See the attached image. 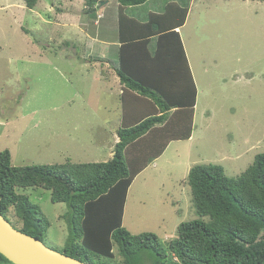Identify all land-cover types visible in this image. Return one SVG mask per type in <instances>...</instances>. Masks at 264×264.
<instances>
[{"label":"rangeland","instance_id":"374dc122","mask_svg":"<svg viewBox=\"0 0 264 264\" xmlns=\"http://www.w3.org/2000/svg\"><path fill=\"white\" fill-rule=\"evenodd\" d=\"M74 1L76 9L66 0H38L30 9L27 0H0V153L9 150L13 166L106 162L114 151L120 86L99 76L102 59L86 45L102 50L93 41L100 32L114 39L117 16H61L87 5ZM191 12L181 35L199 89L193 136L171 142L135 178L123 223L132 235H157L165 248L180 224L201 218L188 184L192 167L221 165L235 178L264 153V0H194ZM17 192L49 220L46 246L63 250L66 204L39 187ZM8 216L21 226L14 208ZM113 254L108 262L122 264L116 245Z\"/></svg>","mask_w":264,"mask_h":264},{"label":"trees","instance_id":"16d2710c","mask_svg":"<svg viewBox=\"0 0 264 264\" xmlns=\"http://www.w3.org/2000/svg\"><path fill=\"white\" fill-rule=\"evenodd\" d=\"M38 0H27L33 9ZM123 39L118 71L125 85L123 123L113 158L99 163L44 166L12 164L0 153V214L9 222L14 208L21 226L13 227L44 242L50 222L40 207L17 189L42 188L53 203L66 204V256L87 264H112L114 245L122 264H264V153L238 177L223 166L196 165L188 175L199 219L183 222L165 248L157 235H132L123 226L129 188L172 141L188 140L194 129L197 88L181 35L190 6L169 3L164 13L140 22L124 8L149 0H117ZM87 3L94 7L96 0ZM158 37L160 52L152 54ZM166 45V50L162 48ZM129 72L130 74H128ZM205 218V219H204ZM175 259L177 261H175ZM0 264H13L0 252Z\"/></svg>","mask_w":264,"mask_h":264},{"label":"crops","instance_id":"0c3cea01","mask_svg":"<svg viewBox=\"0 0 264 264\" xmlns=\"http://www.w3.org/2000/svg\"><path fill=\"white\" fill-rule=\"evenodd\" d=\"M79 1H82L83 4L86 3L87 5L84 6L83 9L78 6L79 9H77V11L75 10L76 12H74V14L66 15L65 13H63L64 15H61V16H82L84 14H90L91 12H93V13L96 12L98 14V16H101V18L102 17L105 18L106 16H117V25L115 27L113 26V30L110 31L111 33L112 32L114 33V31L117 30V36L114 37V35H113L114 39H109L110 34L103 33V36L105 37V39H104V37H102V32H100V33H98L99 37H98V35L96 36V38H98V39H93V41H95L96 43L99 44V46H102L104 48H102V50H100L99 48L94 47V45L92 43H90L89 46L86 45V47H89V49L94 50L98 55H100V56H98V58L102 59V62H100V63L103 64V65H101V67H100L99 76H101L105 80L108 77L112 78L116 83L119 84V86H120L119 87L120 95L123 96V92H124L126 87L121 82L120 77L118 75V71L120 69H123L122 63H121V51L123 49L122 48L123 39L121 38L120 32H119L120 31L119 30V12H120L119 3H118L117 0H114L115 4L112 5L113 0H96L95 6L91 7L87 3L88 0H79ZM75 2H77V1L66 0L65 7H67L69 5H72V7H74V9H76L77 5H76ZM176 2L179 3L178 0H168V1H165V2H162V3L159 2V0H149L148 2H146L145 4H142V5L125 7L124 8V14L126 16H147V18L130 17V18H134V19L144 23V22H147L149 20L150 16H152L153 14L160 15V14L164 13L165 10H166V6L169 3H176ZM193 2H194V0H192V3L190 5V11H189V15L188 16H191V13H192L191 10H192ZM143 7H147V10H142ZM52 8H50V10H52ZM59 11L62 12V10H59ZM142 11H145V12H142ZM48 13H49V16H52V14L50 12H48ZM56 16H57V14H56ZM100 25H101V23L99 24V26ZM183 29H184V27H181V28L177 29L176 31L179 32V34L181 35ZM181 40L183 42L185 53H186V56H187V59H188V62H189V66H190V69H191V72H192V76H193L196 88H197V103H196V106H197L198 98H199V89H198V86H197V82H196V79H195V76H194V73H193V70H192V65H191V62H190V58L188 56V53H187V50H186L182 35H181ZM106 49H108V51L106 53H104ZM166 49H168V48H166V45H165L162 48V50H166ZM114 51L117 54L116 59H113V57L111 56V53L114 52ZM150 51H151L152 54H155V52H157V51L158 52L161 51V48H159V46H158V37H155V38L152 39V43L150 45ZM97 60H100V59H97ZM97 60H93V61H97ZM95 63H98V62H95ZM84 64H86L87 68H92L94 66L93 62H90V61H85ZM103 67L106 68V71H103ZM127 73L130 74L129 72H127ZM196 106L194 108V116L196 115ZM122 117H123V115H122ZM120 123H121V125H119L115 129L117 133H118V130L121 128L123 121H121ZM194 123H195V117H194ZM104 131H105V134H107L106 133V129H104ZM192 136H193V134H192ZM191 138L188 139V140H191ZM117 141L119 142L118 135H117V140L115 141L116 144L118 143ZM172 142H174V141H172ZM170 144L171 143H169V145ZM169 145L167 146V148L169 147ZM167 148L165 149L164 153L158 159L155 160V162H158L160 159L163 158V155L167 151ZM113 154H114V151L111 152V155H110L111 159L113 158ZM130 189H131V187L129 188V191H128L126 204H127L128 199H129V196H130ZM126 204H125V208H126ZM124 214H125V210H124ZM123 223H124V217H123Z\"/></svg>","mask_w":264,"mask_h":264},{"label":"water","instance_id":"95a60500","mask_svg":"<svg viewBox=\"0 0 264 264\" xmlns=\"http://www.w3.org/2000/svg\"><path fill=\"white\" fill-rule=\"evenodd\" d=\"M0 252L13 264H32L33 262L87 264L66 256L46 246V244L39 239L33 238L15 229L1 214Z\"/></svg>","mask_w":264,"mask_h":264},{"label":"bare ground","instance_id":"6f19581e","mask_svg":"<svg viewBox=\"0 0 264 264\" xmlns=\"http://www.w3.org/2000/svg\"><path fill=\"white\" fill-rule=\"evenodd\" d=\"M8 253V252H6ZM32 264H51V263H46V262H33Z\"/></svg>","mask_w":264,"mask_h":264},{"label":"clouds","instance_id":"9594fccd","mask_svg":"<svg viewBox=\"0 0 264 264\" xmlns=\"http://www.w3.org/2000/svg\"><path fill=\"white\" fill-rule=\"evenodd\" d=\"M11 223V222H10Z\"/></svg>","mask_w":264,"mask_h":264}]
</instances>
